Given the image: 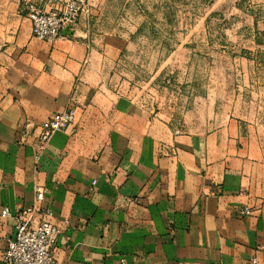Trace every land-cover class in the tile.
I'll list each match as a JSON object with an SVG mask.
<instances>
[{"label":"crops","instance_id":"crops-1","mask_svg":"<svg viewBox=\"0 0 264 264\" xmlns=\"http://www.w3.org/2000/svg\"><path fill=\"white\" fill-rule=\"evenodd\" d=\"M63 1L0 0V264L38 188L57 264H264V91L176 129L109 87L127 42L92 31V15L53 43L33 36L30 5ZM71 99L76 122L37 156V127Z\"/></svg>","mask_w":264,"mask_h":264},{"label":"rangeland","instance_id":"rangeland-1","mask_svg":"<svg viewBox=\"0 0 264 264\" xmlns=\"http://www.w3.org/2000/svg\"><path fill=\"white\" fill-rule=\"evenodd\" d=\"M93 1L92 31L127 42L109 87L176 129L219 124L264 91V0Z\"/></svg>","mask_w":264,"mask_h":264},{"label":"built area","instance_id":"built-area-1","mask_svg":"<svg viewBox=\"0 0 264 264\" xmlns=\"http://www.w3.org/2000/svg\"><path fill=\"white\" fill-rule=\"evenodd\" d=\"M93 3L91 0H65L59 7L45 10L37 5H30L28 17L32 25L35 38L49 43L61 37L65 29L73 30L83 16H91ZM79 91L78 82L75 83L73 96ZM74 100V99H73ZM77 107L71 99L69 107L54 113L45 123L37 127L36 150L37 156L47 148L53 135L66 131L76 122ZM23 143L25 135L20 139ZM46 191L38 188L32 206L18 211L15 217V234L7 238V246L1 256L3 264H57L56 253L61 230L46 217L51 211L42 209ZM251 209L245 207L242 211L249 214ZM9 208L3 209L1 216H11ZM256 261V259H254ZM125 264V259L121 260Z\"/></svg>","mask_w":264,"mask_h":264}]
</instances>
